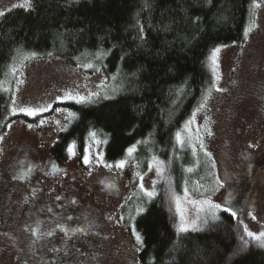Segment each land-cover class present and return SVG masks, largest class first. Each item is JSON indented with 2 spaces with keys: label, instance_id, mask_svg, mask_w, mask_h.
Segmentation results:
<instances>
[{
  "label": "rangeland",
  "instance_id": "374dc122",
  "mask_svg": "<svg viewBox=\"0 0 264 264\" xmlns=\"http://www.w3.org/2000/svg\"><path fill=\"white\" fill-rule=\"evenodd\" d=\"M23 3L0 0V12L24 8ZM246 33L241 42L211 51L210 87L178 130L177 145L188 153L181 190L167 180L168 163L154 148L148 149L142 169L145 156L136 154L148 142L109 163L107 136L92 131L82 152L72 145L67 161L53 157L59 134L76 118L74 106L111 100L122 90L121 75L108 77L102 56L75 63L22 56L14 63L0 81V92L12 102V122L0 139V264H36L34 256L41 260L35 249L30 254L28 235L32 250L61 240L56 254L72 259L71 264H141L133 224L165 190L180 234L206 229L232 211L242 217L244 229L264 231V0L253 1ZM68 191L78 200L84 227L31 230L35 209L48 210ZM50 211L57 221H67L56 209ZM181 226L187 230L180 231Z\"/></svg>",
  "mask_w": 264,
  "mask_h": 264
},
{
  "label": "trees",
  "instance_id": "16d2710c",
  "mask_svg": "<svg viewBox=\"0 0 264 264\" xmlns=\"http://www.w3.org/2000/svg\"><path fill=\"white\" fill-rule=\"evenodd\" d=\"M31 1V8L0 18V81L30 56L75 63L100 55L108 77L121 75L116 98L73 107L76 118L53 145L55 160L67 161L72 145L82 152L92 131L107 136L109 163L148 142L136 154L145 156L142 169L154 148L168 163L167 180L181 190L188 153L177 145L178 130L210 87L211 51L244 39L254 0ZM11 103V96L0 92V139L12 122ZM165 193L134 221L141 264H264V248L247 238L241 216L223 212L206 229L180 234ZM60 241L36 246L32 251L41 260L34 258L42 264L73 263L56 254Z\"/></svg>",
  "mask_w": 264,
  "mask_h": 264
},
{
  "label": "flooded vegetation",
  "instance_id": "af4514ba",
  "mask_svg": "<svg viewBox=\"0 0 264 264\" xmlns=\"http://www.w3.org/2000/svg\"><path fill=\"white\" fill-rule=\"evenodd\" d=\"M246 155L248 156V153L246 152ZM69 193V191H68ZM62 198V199H57L55 203H53L52 207H47L48 210L44 209V207H37L35 211L33 212V220L31 224H28L31 230L37 231L41 230V232H45L50 230L51 226H57L60 228V230L68 231L72 230L73 227L79 228V227H84L83 225V220L81 218L84 216L79 212L78 206H77V198L75 195L69 193ZM10 203V202H9ZM8 205L5 207L4 212L7 210ZM40 209V210H39ZM43 209V210H41ZM56 209L58 214L62 215L64 219H67V221H62L59 222L56 220V215L52 217L53 215L51 214L50 210ZM45 210V213H44ZM71 219V220H70ZM25 227V226H24ZM11 229V226H7V229L5 230L7 235H10L11 232H8ZM25 231V230H24ZM3 233V232H2ZM31 233V232H29ZM28 233V234H29ZM25 234V233H24ZM27 235V234H26ZM29 235L27 236L26 242H27V248L30 252V254H33L32 247H33V242L29 239ZM48 242V241H45ZM44 243V242H43ZM57 250H59L56 247ZM32 261L36 264H42V262H39L36 258L32 257Z\"/></svg>",
  "mask_w": 264,
  "mask_h": 264
},
{
  "label": "snow or ice",
  "instance_id": "6c2138e0",
  "mask_svg": "<svg viewBox=\"0 0 264 264\" xmlns=\"http://www.w3.org/2000/svg\"><path fill=\"white\" fill-rule=\"evenodd\" d=\"M20 7H24L25 9H28V8H31V0H24V3L19 5ZM256 7H259V5H255ZM0 15H3L2 12H0ZM247 35V33H246ZM216 51H219V49H217ZM21 111H24L28 114L31 113V110H28V109H22ZM31 127V125H30ZM177 139L179 140V133L177 134ZM129 151L131 152L132 149H129ZM85 163H88V158L87 156H85ZM149 195H151V193H149ZM211 208H214V209H220L221 208V205L220 204H211L210 205ZM225 211H229V208L228 207H225L224 209ZM214 215V214H213ZM231 215L233 217L236 216V212L235 211H232L231 212ZM253 219H255V217H253ZM187 229L184 228L183 226H181L180 228V231H186ZM245 231V234L247 235V237H249L252 241H255L257 243V246L258 247H261V248H264V231H261L259 232L258 234L257 233H253L252 231H249L247 229V227H245L244 229ZM136 239H137V243H142L141 241V238L139 235L136 236Z\"/></svg>",
  "mask_w": 264,
  "mask_h": 264
}]
</instances>
